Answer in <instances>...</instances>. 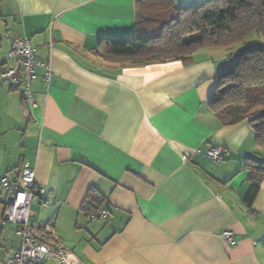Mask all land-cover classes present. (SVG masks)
I'll list each match as a JSON object with an SVG mask.
<instances>
[{
  "label": "crops",
  "instance_id": "obj_1",
  "mask_svg": "<svg viewBox=\"0 0 264 264\" xmlns=\"http://www.w3.org/2000/svg\"><path fill=\"white\" fill-rule=\"evenodd\" d=\"M198 1L0 0V70L12 64L6 38L15 35L51 68L48 81L34 68L31 110L18 87L0 85V178L24 160L34 167L44 191L28 221L53 226L65 264H264V175L244 200L245 162L262 158L254 132L247 119L222 124L208 106L236 52L212 45L144 65L95 52L102 39L156 34L155 18ZM209 145L222 147V162ZM92 188L109 219H87ZM4 199L0 264L20 247Z\"/></svg>",
  "mask_w": 264,
  "mask_h": 264
},
{
  "label": "trees",
  "instance_id": "obj_2",
  "mask_svg": "<svg viewBox=\"0 0 264 264\" xmlns=\"http://www.w3.org/2000/svg\"><path fill=\"white\" fill-rule=\"evenodd\" d=\"M171 10L176 13L166 23L155 18L160 22L156 34L102 39L96 54L133 65L186 61L201 47L230 48L252 32L264 37V0H205ZM143 19L140 16L139 23ZM192 34L195 35L189 38ZM208 106L222 124L247 119L254 132L262 158H247L245 162L251 183L244 200L249 205L259 189L258 180L264 175V48H237L236 61L219 75ZM101 200V194L92 188L82 208L86 213L94 212L101 208L96 206Z\"/></svg>",
  "mask_w": 264,
  "mask_h": 264
},
{
  "label": "built area",
  "instance_id": "obj_3",
  "mask_svg": "<svg viewBox=\"0 0 264 264\" xmlns=\"http://www.w3.org/2000/svg\"><path fill=\"white\" fill-rule=\"evenodd\" d=\"M6 56L12 61L0 70V85L18 87L29 110L36 106L35 93L31 81L35 78L34 68L45 69L44 79L49 80L50 64L48 60H39L35 49L27 36L7 37ZM207 155L216 162L223 161V149L219 145H209ZM5 192L3 200V219L15 225V233L20 239V247L2 264H65L67 249L57 240L53 226L44 223L37 231L29 224L30 204L32 198L43 193V188L35 182V169L29 161L24 160L15 175L6 172L0 178V194ZM88 220H107L109 211L99 208L86 213ZM221 237L226 244L234 242L233 231L225 229Z\"/></svg>",
  "mask_w": 264,
  "mask_h": 264
},
{
  "label": "rangeland",
  "instance_id": "obj_4",
  "mask_svg": "<svg viewBox=\"0 0 264 264\" xmlns=\"http://www.w3.org/2000/svg\"><path fill=\"white\" fill-rule=\"evenodd\" d=\"M203 1H205V0H203ZM200 2H202V1L194 2V4H198ZM175 13L176 12L174 10H170L168 13H166L165 16H162V18H161L162 22L166 23L171 17H173L175 15ZM194 35L195 34H192V35H189L188 37L190 38V37H192ZM188 37H186V38H188ZM241 47L246 48V49H248V48H257V47L264 48V37L259 35L256 32H252L247 37H245L242 41L235 43L229 49H230V51H234L237 54V48H241ZM232 57H230V58H232ZM236 58H235V61H236ZM255 150L258 151V148L256 147ZM30 212L34 213V208L33 207L31 208Z\"/></svg>",
  "mask_w": 264,
  "mask_h": 264
}]
</instances>
